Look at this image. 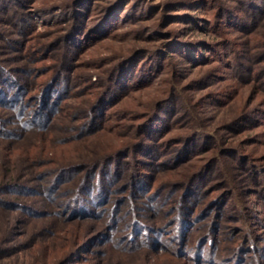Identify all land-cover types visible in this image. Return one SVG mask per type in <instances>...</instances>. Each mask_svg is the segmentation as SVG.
I'll return each mask as SVG.
<instances>
[{
    "label": "rangeland",
    "instance_id": "rangeland-1",
    "mask_svg": "<svg viewBox=\"0 0 264 264\" xmlns=\"http://www.w3.org/2000/svg\"><path fill=\"white\" fill-rule=\"evenodd\" d=\"M43 1L44 3H42ZM73 1L30 0L33 6L30 7L32 9L27 23L35 25L30 31L31 40L28 42L30 45L35 44L33 38L41 36L45 37V42H50L47 39L48 34H50L49 39H53L56 34L47 26L56 21L60 27L64 26L62 27L63 38L66 35L72 37L76 33L78 35V43H74L77 42L76 39L70 43L67 42L72 60L71 70L68 69L67 73L75 76L79 86L72 89V95L64 106L67 113L77 117L78 122L75 123L79 125V131L72 135L68 134L62 130L63 127L60 129V125L62 126L60 124L56 129L50 131L47 137H45L46 135H33L17 141L13 145L0 141V165L2 166L0 169L4 168L3 170L8 172L9 176L22 174V181L34 182L40 173H53L56 168L64 164L91 162L105 153L122 148L138 134L135 127L142 119L140 121L136 119V114L148 113L155 101L160 99L162 91L167 90V93H172L169 96L171 98L160 108L161 112H159L157 121V123L160 121V126L163 128L162 139L169 141L181 137L189 130L186 126H189L193 121H198L208 133L219 134L221 143L213 145L209 149H202L198 153H189L191 155H189L188 166L183 168H180L182 166L177 162V165L172 168L162 169L165 163L168 166L172 161L170 157L174 149L167 150L168 148L165 147V150H161L157 158L161 165L164 164L161 166L162 172L156 177L152 187L150 183L147 184L146 188L151 187L146 194L149 196L139 198L136 202L138 212L142 214L140 220L149 226L167 227L166 225L173 219L170 209L177 205V197L179 198L183 192L182 189H174L172 183L183 180L188 171L187 167L192 169L216 157L215 159L218 161L222 160L220 161L222 163L219 162L215 168L217 176L210 179V174H212L210 173L204 180V186L209 187L208 190L201 195L203 191L201 188V193L196 196L197 198H191V201L194 202V210L192 209L194 213L190 221H192V225H195V228L187 230L191 236L182 242L183 249H187L188 252L201 248L204 256L213 258L215 264H257V258L264 264V254L259 255V252L264 251V175L258 174L264 170V124L244 130L239 134L225 132L228 131L225 130V126L234 123L243 114L257 115L258 112L264 110V94H259L261 92L256 85L245 81L249 74L239 79L238 74L230 72V69L224 71V67L216 62V55L219 53L216 50L217 45L223 42L230 43L222 54L226 59L232 53H228V50H242L244 59L253 55L255 51H248L247 44L253 45L256 42L264 41V29L249 38L240 36L234 30L229 32L225 30L224 33L215 32L217 33L216 37L214 35L199 36L197 32V34H191L190 37L196 38L195 41L203 37L210 43L206 47L211 48H201L199 55L203 56V49H214V52L211 59H199L198 62H194L196 65H190L188 64L190 62L177 52V45L164 44L171 43L170 37L166 34L174 33L171 31L172 29L177 32L185 24L176 22L160 26L163 21L160 15L183 13L184 10H179L184 8L181 3L191 1L186 7H190V13L201 17L202 26L207 25V28L210 23L217 20L215 13L218 2L225 0H205L203 4L202 0H79L78 8H76L77 3L69 6ZM228 1L236 5L232 0L225 2ZM112 5H115L113 16L111 15L104 21L99 19V15L102 16ZM54 6L56 8L64 6L65 8L49 14L35 12L37 9ZM55 13L56 16L53 15ZM90 16L93 20L89 22ZM4 17L3 14H0L1 19ZM71 18H76L77 26L73 30L74 32L68 34V19ZM97 19L99 21H96ZM115 24L117 28L114 27ZM109 25H113L112 28L108 27ZM106 28L111 29H107L105 34H101ZM217 29L216 26L213 28L214 31ZM94 34L97 36L94 37ZM156 34L157 36H155ZM38 46L40 45L36 43L35 48H39ZM44 47L46 48H41L39 56L35 58L40 60L45 57L44 60L26 62L25 59L18 58L21 56L20 54L11 56L8 61L9 68H24L26 70L36 68L39 73L44 71V74L41 73L42 75L32 73L34 81L27 84V88H30L28 97H33L41 88L42 83L48 80L55 70V61L52 60L55 57L52 54L49 55L47 46ZM60 47L65 48L66 44L59 42L58 47L54 50L55 53L60 52L58 49ZM133 52H136V58L130 65H127L128 70L131 67L138 70L139 65L147 62L154 63L152 55L158 52H160L159 63L162 69L155 72L154 82L153 79L149 80L148 83H151L149 88L134 91L128 96L116 93V98L113 97L115 99L112 98L103 105V111L98 120L102 116L103 118L97 123L96 132L88 133L86 127H81L88 121L87 110L92 101L94 102L95 95L101 91L102 79H106L107 71L115 65L119 56H128ZM4 57L6 58V55H0L1 59ZM263 81L264 78L261 79L260 84H263ZM216 95H221L220 99L223 104L215 105L213 103L212 97ZM124 114H127L125 119H123ZM259 119L264 121V116L262 115ZM184 120L185 123L187 121L186 124L182 123ZM101 121L102 128L99 129ZM97 126H99L98 129ZM230 147L237 149L245 156L238 159L239 156L235 157L236 150L234 152L226 151V148ZM228 153L232 154L226 157ZM28 156L33 157L29 164L23 161ZM127 157L131 159V155ZM249 163H253L251 165L256 168L255 178L252 177L253 174L249 173L250 171H247ZM122 165L124 169L126 164L122 163ZM112 167L110 166V169ZM83 173L84 171L81 174ZM74 174L75 172L69 175ZM125 180L127 181L128 178ZM113 182V185L111 181L108 184L109 190H112L109 194L110 199L112 201L122 198L123 200L129 199L131 189L127 187L123 189L125 181L113 177ZM94 183L96 184V181ZM159 192L162 193L159 194ZM43 193L34 196L36 199L43 198L45 199L43 201L46 202ZM60 193L58 192V195ZM221 194H227L219 207L222 214L215 216L217 209L205 213L207 206ZM51 195L54 197L56 193L53 192ZM165 195L166 197L163 198ZM58 197L53 199L60 206L61 201ZM153 201L159 203L163 212H167L161 221L152 217V213L147 211L146 205H144ZM237 201L242 204V211L238 210L237 206L240 204H237ZM38 205V210L46 212L45 209H47V213L41 218L25 217L17 207L0 216V241L4 237H11L12 241L5 244L4 247L7 250L17 249L11 255H3L0 264H54L66 254L68 250L66 248L69 245L72 247L75 241L89 238L100 228L101 224L98 222L82 224L64 222L63 217L60 218L55 214L56 211L63 210L62 206L52 209L42 203ZM127 209L126 205H121V211H127ZM4 228H8L11 234L4 236ZM169 231L167 230V232ZM205 238L210 240L205 244H200ZM247 239H253L254 244L252 245H255V248L251 249V243ZM90 247L92 250L89 249L90 252L85 254L87 262L77 261L74 264H117L119 262L123 264H175L172 258L164 256L166 254L154 255L152 248L148 251L142 250L139 255L126 256L112 249L107 251L108 248L104 249L105 247L101 250L96 246ZM103 253L104 255H102ZM7 254H9L8 251ZM207 258L196 261L183 257L181 261L185 262L183 264H207Z\"/></svg>",
    "mask_w": 264,
    "mask_h": 264
},
{
    "label": "trees",
    "instance_id": "trees-1",
    "mask_svg": "<svg viewBox=\"0 0 264 264\" xmlns=\"http://www.w3.org/2000/svg\"><path fill=\"white\" fill-rule=\"evenodd\" d=\"M78 1L79 0H74L69 6L76 4ZM204 1L205 0H202V4ZM225 1L218 2L215 13L217 20L216 22L210 23V28L209 26L206 28L207 25L202 26L201 17L192 12L190 13V7L186 6L191 1L181 3L184 8L182 7L183 9L179 10H184L183 13H166L160 15V17L163 18L160 26L176 22L185 24L177 32L175 29H172L171 31L174 33L169 32L166 34L170 37L171 43L166 42L164 44H170L169 46L177 45V52H179L185 60L190 62L188 64L193 65L194 62H198L199 59H211L214 49H203V56L199 55V53H201V48H211L206 47L209 46L210 43L203 37L195 41L194 39L196 38L190 37L191 34L194 35L198 33L199 36L214 35V37H216L217 33L215 32L221 31L224 33L225 30L227 32L234 30L237 31L240 36L249 38L264 29V0H232L236 5L229 1V3ZM42 3H44V1ZM31 4L32 2L30 3V0H0V14H3L5 16L4 18H6H0V55H6V58H0V141H5L9 145H13L17 141L29 138L33 135L39 134L46 135L45 137H47L49 132L56 129L60 124H62V126L60 125V129L63 127L62 130L68 134L72 135L79 131V125L75 123L78 122L77 117L67 113L64 106L67 99L72 95V89L79 86L75 76L71 73H67L68 69L71 70L70 65L72 61L67 42L70 43L75 39L77 41L78 35L76 33V36L73 35L72 37L71 35H66V37L63 38L62 27L64 26L62 25L60 27L56 21L50 26H47L56 34L53 39H49L50 34H48L47 39L50 42H45V37L39 35L41 37L33 38L35 44L30 45L28 43L31 40L30 31L35 27V25L32 26L27 23L32 9L30 7L33 6ZM63 7H46L37 9L35 12L38 14H49L50 12L64 9L65 7ZM76 8H78V3L76 4ZM114 8L115 5H112V7L107 10L108 12L106 11L102 16L99 15L98 18L103 19V21L110 18L111 15L113 16L115 13ZM53 15L56 16V13ZM91 17L92 16H90L89 22L93 20ZM99 19L96 21H99ZM76 26V18L68 19V34L74 32L73 30ZM110 26L112 28L113 25H109L108 27ZM215 26L218 29L214 31L213 28H215ZM114 27L117 28L116 24ZM107 29L109 28H106L101 34H105ZM96 34L93 36H97ZM101 34L98 35L100 36ZM155 36H157V34ZM42 38L44 39L41 40ZM157 39L159 38L157 37ZM59 42L61 44H66V47H60L61 49L58 48L60 52L55 53L54 50L58 47ZM36 43L40 45L38 46L39 48H35ZM74 43H78V41ZM229 44V42H227V44L223 42L217 45L218 47L216 50L219 52L216 55L217 64L222 65L224 71L230 69V72L233 71V73L238 74L239 79L249 74L245 81L256 85L259 92H261L259 94H264V81L263 84H260L261 79L264 78V41L260 43L256 42L253 45L247 44V47H249L248 51L254 50L255 53L246 57V59L243 58L244 53H242V50H228V53H232L230 57L226 59L222 54H224L223 51L228 48ZM44 46H47L49 55L52 54V56L55 57L52 58V60L55 61V70L52 76L42 83L39 91L36 92L33 97H28L30 88H27V84L32 83V80L34 81L32 73L35 72V74H38L39 70L36 68L29 70L24 68H9L8 61L11 56L20 54L21 56L18 58L25 59L26 62L44 60L45 57L40 60L35 59L39 56L41 48H46ZM159 54L160 52L152 55L154 63L147 62L139 65L138 70H134L132 67L129 70L127 69V65H130L132 60L136 58V52L128 56H119L115 65L107 71L106 79H102L101 91L95 95L94 102L92 101L90 104L87 110L88 121L83 124L81 128L86 127L88 133L96 132L95 127L99 120L103 118L102 116L98 120L103 111V105L114 96L116 98V93L119 92L121 95L128 96L134 91L149 88L151 86L149 85L151 83H148L149 80L153 79L154 82V78H156L154 76V74H156L155 72L158 69H162L159 63ZM147 56H149V53L146 57ZM41 73L44 74V71H40L39 74ZM115 85L118 86L115 87ZM167 92V90L162 91L163 94L160 96V99L155 101L148 113L141 114L140 112L136 114V119L139 121L142 119L135 127L136 130H138V134L140 131V134H137L136 138H134L135 140L133 139L131 142H128L122 148L120 147L115 151L105 153V155L103 154L91 162H78L74 165L64 164L56 168L53 173H40L34 182L22 181V174L9 176L7 174L8 172L3 170L4 168L2 170L0 169V216H3V213L13 211L17 207L25 217L41 218L47 213V209H45L46 212L40 209L38 210V204L42 203L52 209L62 206L63 210H58L55 214L60 218L63 217L62 220L66 223L82 224L84 222H98L101 224L94 235L87 239H81L78 242L75 241L72 247L69 245L66 248L68 249L66 254L54 264H74L77 261L82 263L87 262L85 254L92 250V247L89 248V246H96L99 250L105 247L104 249L108 248L106 249L107 251L112 249L126 256L139 255L142 250L148 251L152 248L154 255L160 256L166 254L164 256L172 258L175 264L182 263L181 259H183V257L196 261H202L203 258H207L206 255L204 256L201 248L187 252V249H183L182 242L185 238L191 236L187 230L195 228V225H192V221H190L194 213V211H192V209L194 210V202L191 201V198L193 197L196 199V196L201 193V188L203 190L201 195L208 190L209 187L206 188V186H204V180H206L210 173H212L210 174V179L217 176L215 168L219 162L222 161L221 159L218 161V159L214 157L205 161L203 165L199 164V166L192 169L187 167L188 171L183 180L172 183L174 189H182L183 192L179 198L177 197V205L170 209V215H173V219L166 225L167 227L149 226L147 223L141 221L140 219L142 217L140 216L142 214L138 212L139 209L136 205L137 199L149 196H146V194L150 191L156 177L162 172V169L172 168L177 164L182 166H179L180 168L186 165L188 166V161L190 160L189 155L195 152L198 153L205 148L209 149L213 147V145L221 143L219 134L208 133L201 127L198 121H193L189 126H186L189 130L183 133L181 137L169 141L162 139L161 131L163 128L160 126V121L158 123L157 121L160 115L159 112H161L160 108L171 98L169 96L172 93ZM220 96L216 95L212 97L215 105L223 104L221 103ZM127 114H124L125 117H123V119L127 118ZM262 115L264 116V110L258 112L257 115L245 113L242 117L236 119L234 123L226 125L225 130L228 131L225 132L239 134L244 130H250L251 128L253 129V127L255 128V126L257 127L264 124V121L259 119ZM182 123L186 124L187 121L185 123L184 120ZM99 126H97V129L98 127L99 129L102 128V121ZM199 139L200 141H198ZM197 142L199 143L197 144ZM165 147L168 148L167 150L170 148L174 149L170 157L172 161L168 166L166 165L167 163H165V165L162 164L164 165L162 166L157 158L161 150L166 149ZM227 150L229 152H234L236 150V154H234L235 157L239 156L238 159L245 156V154L237 149L230 147L226 148V151ZM230 154L232 153L226 154V157L231 156ZM129 155H131V159H128L127 156ZM32 159L33 157L28 156L24 158L23 161L29 164ZM248 160L250 161L249 158ZM122 163L126 164L124 169ZM251 164L253 163H249L247 171H250L249 173L253 174L252 177L255 178L254 174L256 173V168ZM110 166H113L114 169L113 167L110 169ZM0 167L2 166L0 165ZM83 171L84 173L81 174ZM74 172L76 175H69ZM258 174L264 175V170ZM113 177L123 182L125 181L123 189L126 187L131 189L129 199H116L113 200L114 202L110 199L109 194L112 190H109L108 184L110 181L112 185L114 184ZM51 178H53L52 181H49ZM126 178H128L127 181L125 180ZM95 181L96 184L94 183ZM148 183L151 184V187L148 186V188H146ZM202 184L203 187H201ZM174 189L171 190L174 191ZM41 192H44L43 194H45L44 197L46 198V202L43 201L45 199H36L34 196ZM53 192L56 193L54 197L51 195ZM58 192H61L60 195H58ZM161 193L162 192H159V194ZM227 194L218 195L207 206L205 213H210L211 210L217 209L218 211H216L215 216H220L222 213L221 210L219 211V207H221V203L224 202ZM151 195L155 196L154 194ZM55 197L60 198V206L55 203ZM165 197L166 195L163 196V198ZM122 204L127 206V211H121ZM237 204H240L242 207L237 206L238 210L242 211V204L239 201H237ZM144 205H146L147 211L149 210V212L152 213V217L154 216L159 221L163 220V217L167 214V212L162 211V208L156 201L149 202V204L145 203ZM108 206L110 207L108 208ZM119 213L120 215L118 216ZM167 230L170 231L167 232ZM9 232L8 228H4V236L10 235L11 233ZM171 235L175 238H171ZM173 239H175L176 243ZM209 240V238H205L200 244H205ZM247 240L251 243V249L255 248V245H252L254 244L253 239ZM11 241V237H4L3 240L0 241V259L3 258V255H11L13 251L17 250H7L4 247L5 244ZM7 251L9 254H7ZM263 254L264 251L261 253L259 252V255L262 256ZM102 255H104V253ZM256 260L257 264H262L259 258ZM188 263L190 262L188 261ZM117 264L123 263L119 262ZM207 264H215L214 259L209 256L207 258Z\"/></svg>",
    "mask_w": 264,
    "mask_h": 264
}]
</instances>
